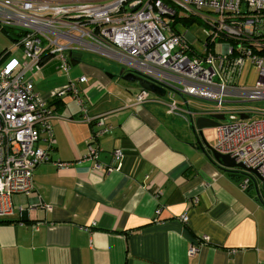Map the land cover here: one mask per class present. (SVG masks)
<instances>
[{
	"label": "crops",
	"instance_id": "0c3cea01",
	"mask_svg": "<svg viewBox=\"0 0 264 264\" xmlns=\"http://www.w3.org/2000/svg\"><path fill=\"white\" fill-rule=\"evenodd\" d=\"M82 57L74 53L78 62L67 72L51 58L31 77L51 112L55 143L33 170V190L13 194L12 214L0 218V264H264V204L253 182L241 188V174L193 146L188 115L167 112L170 100L205 110L195 106L204 100L167 90L169 97L129 106L141 88L119 77L122 65ZM69 81L88 115L106 113L103 125L84 122L72 95L51 96ZM202 133L210 141L207 128ZM190 245L197 246L191 255Z\"/></svg>",
	"mask_w": 264,
	"mask_h": 264
},
{
	"label": "built area",
	"instance_id": "2783aa9c",
	"mask_svg": "<svg viewBox=\"0 0 264 264\" xmlns=\"http://www.w3.org/2000/svg\"><path fill=\"white\" fill-rule=\"evenodd\" d=\"M178 9L209 27L204 30L203 50L193 46L195 37L172 29L171 17ZM164 16L170 17L168 22ZM0 25L20 29L11 47L0 50V218L12 214L13 194L33 190V170L49 160L55 143L51 112L31 77L51 58L67 72L69 53H96L169 88L172 96L212 103L210 112L226 118L215 127L212 148L255 169L264 183V106H240L264 100V0H0ZM216 41L220 51L214 50ZM248 68L252 78L246 74ZM77 81L83 83L86 77ZM50 94L72 95L84 122L104 124L106 113L88 115L75 81ZM151 95L140 89L128 105L150 102ZM166 107L169 114L183 118L191 111L174 100ZM87 154L96 158L98 152L88 145ZM113 155L119 160L122 152ZM253 177L251 172L242 174L241 188L246 189ZM181 220L187 221V216L182 214ZM196 249L190 245L188 254Z\"/></svg>",
	"mask_w": 264,
	"mask_h": 264
},
{
	"label": "water",
	"instance_id": "95a60500",
	"mask_svg": "<svg viewBox=\"0 0 264 264\" xmlns=\"http://www.w3.org/2000/svg\"><path fill=\"white\" fill-rule=\"evenodd\" d=\"M68 59L71 65H74L78 62L76 60L74 61V58L70 53L68 54ZM118 75L122 80L128 83H137L141 89H144L159 97L164 96L167 89H169L165 86L158 85L139 74L125 71L124 67L120 68ZM240 117L246 118V115L241 114ZM225 119L226 118L224 115L212 113L210 110H199L196 114L192 113L188 118V123L190 125L193 137L192 144L194 147L201 149L209 161L214 163L219 169L223 171H234L236 173H240L241 175L247 174L248 172L254 174L256 178L253 177L252 180L256 197L260 202L263 203L261 195L262 192H264V183L261 181V178L257 174L256 170L245 167L241 162H236L235 159L230 157L228 154H221L214 150L202 133L203 129L214 128L220 124V121ZM259 181H261V183Z\"/></svg>",
	"mask_w": 264,
	"mask_h": 264
},
{
	"label": "rangeland",
	"instance_id": "374dc122",
	"mask_svg": "<svg viewBox=\"0 0 264 264\" xmlns=\"http://www.w3.org/2000/svg\"><path fill=\"white\" fill-rule=\"evenodd\" d=\"M175 15L176 17H182L184 14L181 10H177L175 12ZM192 18V21L187 24V25H183L182 23H177L176 26H177V30L182 33V34H185L187 33L188 34V38L191 39V37H195V41H193V46L198 50V51H201L203 50V42L205 40V36H204V30H209V27L206 26V24L194 17V16H190ZM164 20L166 22L169 21L170 17L169 16H164L163 17ZM12 45V40H10V37H9V34H7L6 32H4V30L1 29V25H0V50L3 49L4 47L6 48H9L11 47ZM221 49V44L219 41H216L214 43V50L215 51H220ZM16 54H20V58L23 57L22 53H21V50L20 49H17L15 51ZM82 53V62H86L88 59H91L92 57H99V55L97 56V54L95 53H90L89 52H81ZM102 56H100L101 58ZM105 58V57H102V59ZM107 59V58H105ZM103 60L104 62H106L109 66L108 67H117V68H120L121 65H119L118 63H114V62H111L109 63L108 61L106 60ZM113 61V60H112ZM78 66V65H77ZM246 74L248 77L252 78L254 76V73H253V70L248 68L246 70ZM167 92V91H166ZM169 97L168 96V93H165L164 96L162 97ZM179 96V95H177ZM196 104L195 105L197 108H202V109H205V110H208V109H213L212 106L210 105H206L205 101H196ZM251 106H253L254 108L255 107H259V106H264V101H260V102H253V103H250ZM208 130V134L209 136L211 137L210 138V141H208L210 144H213V137L215 135V129L214 128H207ZM262 194L264 195V192H262Z\"/></svg>",
	"mask_w": 264,
	"mask_h": 264
},
{
	"label": "trees",
	"instance_id": "16d2710c",
	"mask_svg": "<svg viewBox=\"0 0 264 264\" xmlns=\"http://www.w3.org/2000/svg\"><path fill=\"white\" fill-rule=\"evenodd\" d=\"M171 21V27L173 30H175L176 32H179L177 30V23H182L183 25H187L192 21L191 17L188 16H182V17H176V15H174ZM1 29L4 30V32H6L7 34H9L10 40L12 41H16L17 38L19 37L20 32L18 30V28L15 27H10V26H1ZM74 54V53H73ZM72 54V56H73ZM48 59L44 60L43 62L47 61Z\"/></svg>",
	"mask_w": 264,
	"mask_h": 264
},
{
	"label": "bare ground",
	"instance_id": "6f19581e",
	"mask_svg": "<svg viewBox=\"0 0 264 264\" xmlns=\"http://www.w3.org/2000/svg\"><path fill=\"white\" fill-rule=\"evenodd\" d=\"M261 101H264V100H261ZM255 102H260V101H255ZM199 111V109H193V110H191L190 111V113H188V118L190 117V115L192 114V113H194V114H196L197 112ZM246 118H248L247 116H246ZM232 172H234V171H232ZM240 174V173H239ZM248 188V187H247ZM263 195V194H262ZM262 195H261V198H262ZM264 197V196H263ZM262 200H263V203H264V198H262Z\"/></svg>",
	"mask_w": 264,
	"mask_h": 264
},
{
	"label": "flooded vegetation",
	"instance_id": "af4514ba",
	"mask_svg": "<svg viewBox=\"0 0 264 264\" xmlns=\"http://www.w3.org/2000/svg\"><path fill=\"white\" fill-rule=\"evenodd\" d=\"M126 71V70H125Z\"/></svg>",
	"mask_w": 264,
	"mask_h": 264
}]
</instances>
